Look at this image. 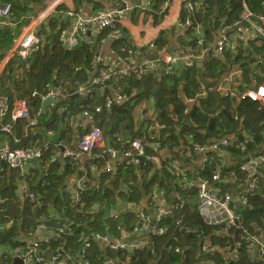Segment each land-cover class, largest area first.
I'll use <instances>...</instances> for the list:
<instances>
[{
  "label": "built area",
  "instance_id": "1",
  "mask_svg": "<svg viewBox=\"0 0 264 264\" xmlns=\"http://www.w3.org/2000/svg\"><path fill=\"white\" fill-rule=\"evenodd\" d=\"M98 1V0H93ZM119 7H109L103 5L89 13H84L82 9L75 6V0H46L44 10L38 14H28L24 16L27 23L13 40V47L8 51L6 57L13 55L20 60H26L33 52L38 51L43 46V39L37 33V27L42 25L46 17L58 14L64 17L65 29L59 35L60 41L66 49H71L79 42V38H85L88 41L87 32L91 36L100 33L106 27L121 21L124 18L136 14H147L155 16L157 11L152 10V0H116ZM203 0H184L183 5L190 11L201 6ZM123 4L124 7L120 8ZM264 5V0L262 1ZM169 11V0L163 1L160 5L159 13L166 18ZM12 13V5L8 1L0 0V26L5 24L6 18ZM45 20V21H44ZM148 23H144L147 26ZM195 33L197 35V45L203 44V30L200 26H196ZM108 36L119 39L122 33L118 30L111 31ZM143 47V44H139ZM148 47L155 48V43L150 42ZM137 48V47H136ZM264 10L255 11L248 7L246 3L242 4V10L233 21V23L223 26L217 32L212 48H204L203 51L194 53L190 49L187 52H180L177 56L165 54V57H146L143 58L134 68L123 70L116 65L103 64L105 70L90 81V85H98L107 83L108 81L117 80L118 78H133L140 81L142 76L148 72L154 71L160 62L169 64L171 71L177 62L182 61L183 65L191 67L196 62H205L209 58H223L225 54L231 55L236 59V66L231 69L227 76L222 79L221 84L216 83L209 87L207 84L200 85L199 92L193 97H185L188 104L194 103L196 98L204 97L208 91L222 92L224 98H233V105L241 104L243 101H252L256 104V110L261 111L262 115L259 125L263 126L264 136V75L259 70V66H264ZM140 50V49H139ZM127 48L126 52L132 54L139 51ZM263 50L262 52H260ZM257 52H260L257 54ZM233 54V55H232ZM243 56L240 57L239 55ZM98 55H94L91 61L92 65L99 63ZM125 64L132 65V57L123 58ZM5 59L0 56V73L3 70ZM206 70V65L202 67V71ZM257 75L263 80L257 82ZM242 90H239V87ZM85 87H79V94L87 93ZM43 95L37 91H32L31 96H38L40 99L50 95L57 96L59 91L52 92L50 86ZM121 95V94H120ZM119 95V98L123 96ZM190 108L184 109L187 112ZM169 117L174 118L173 114ZM19 119H30L29 105L26 99H10L7 95L0 96V132L6 135H13V128ZM235 121L242 122L243 117L239 114H233ZM158 121V120H157ZM32 125L35 121L31 122ZM154 134L150 138H158V131L165 127L164 121H158L155 124ZM175 132L180 134L183 123L174 122ZM171 134L165 133L162 140L152 142L153 153L145 155L144 145L146 137L144 135L127 141V145L119 149L113 147L105 148L103 136L98 127H92L90 130L80 134L77 147L80 154L89 155L98 149L94 156V165L99 169V173H112L114 168L127 170L130 165L137 168L146 166L147 161H152L158 168H165L171 174L174 182L173 189L170 193L171 197L167 198L162 193L152 191L142 205L148 208V212L139 209L136 219L133 222L132 230H125L119 224L115 229L110 231L109 227L105 232H94L90 229L81 231L76 236V242L79 248L77 254H71L67 248L62 245H56L51 248L47 246L52 238L59 236L74 237L76 229L72 226V222L68 220H55L54 224L39 222L36 230L29 232L26 236L25 245L9 249V247L0 244V264H14L13 258L21 259L22 264H90L86 255L88 249L93 242L101 246L99 256L104 258L103 264H118L123 252L131 257L134 252L148 249L151 254H155L159 247V238L167 231L168 227L164 225V221L172 217L175 211L183 209L179 212V217L175 219L176 230L170 235L163 249L168 253L180 255L181 263L169 264H214L211 254L217 253L221 255L223 260L219 264H229L230 261L236 260L241 253L244 254L248 261L254 260L256 257L264 259V221L261 224L248 222L244 219L243 211L249 207V197L256 194L259 189V183L264 181V145L255 153H247L243 157V161L239 164L238 170L247 173L248 179L245 185H236V194H231L223 190L220 185L223 176V166L216 165L209 176H204L207 170L209 153L215 152L218 157L226 158L224 149L233 146L235 141H239L238 146L242 151L247 150V145L252 141L245 132H232L229 135H221L210 140L206 144H201L193 140L189 134L180 140L178 155H165L171 149H176L170 144ZM264 139V138H263ZM117 141H123L117 137ZM124 144V143H123ZM50 149V145L46 144L42 149L29 147L26 149H11L6 141L0 144V164L5 163V167L18 171L25 177H34L35 171L30 170L31 160L41 161L43 152ZM79 155L66 152L62 154V158L70 160L75 165L79 160ZM199 158L196 159L195 156ZM120 156L121 160L112 163L115 157ZM139 156L144 157L145 161L140 163ZM185 162H195L196 167L189 170L184 164ZM39 166V164H38ZM37 166V167H38ZM4 166L0 165V172ZM43 177L48 172L43 170L40 172ZM135 185L141 189V180L144 177L143 171H135ZM235 179L233 172L230 173ZM222 181H228L224 179ZM102 181L96 177L92 181L78 179L72 185H66V193L68 194L69 203L78 213H83L82 206L84 204V195L91 190L103 188L100 185ZM42 184H46L44 180ZM17 195H20L22 201L35 202L40 205L39 196L28 185H19ZM71 197V199H70ZM9 197L0 193V212L2 205L9 202ZM239 201L242 207L238 209L235 204ZM130 202L126 207H132ZM196 213L197 218L201 221L202 226L198 229L194 226V219L189 217L186 208ZM96 207L95 210L96 211ZM120 211L111 212L109 217H119ZM264 220V219H263ZM2 228V226H0ZM108 230V232H107ZM195 234L197 247L193 246V242L183 237H190ZM23 241V240H22ZM106 250L110 251L105 255ZM194 252V257L188 256ZM51 252L50 257L47 253ZM120 252L121 256L117 253ZM8 255L9 259L5 256ZM105 256V257H104ZM150 264H159V258H154ZM166 264V263H164Z\"/></svg>",
  "mask_w": 264,
  "mask_h": 264
},
{
  "label": "trees",
  "instance_id": "2",
  "mask_svg": "<svg viewBox=\"0 0 264 264\" xmlns=\"http://www.w3.org/2000/svg\"><path fill=\"white\" fill-rule=\"evenodd\" d=\"M8 1L12 5V12L19 17V13L29 12L27 4H21L20 0H1ZM77 8L84 9V5L89 2H98L93 0H75ZM164 0H152V9L158 8ZM263 0H203L201 6L194 8L192 11L188 10L184 5L181 9L182 19H189L194 25L204 26L206 31L203 34V47L207 48L213 42L217 32L224 25H229L237 19L242 10V4L246 3L253 10L259 11L264 9ZM30 2V0H29ZM103 4L97 5L101 8ZM223 22V23H222ZM222 23V24H221ZM117 22L106 27L99 34L93 35L92 38L85 41V38H79V42L71 49H66L59 39L61 31L64 29L63 19L58 15L47 19L37 30V33L43 38V46L36 52L28 56L26 60L11 59L6 64L4 73L0 77V96L7 95L10 99H26L29 105V117L36 119L33 130H30L29 125L25 119H19L16 126L13 128V135H6L0 132V144L3 141L8 143L11 149H26L29 147L39 146L46 141V133L48 130L57 129L56 122L60 119L59 113L66 111L74 113L79 104L89 106L91 111H94L96 103L101 102L96 96V90L100 89L98 85H90V81L100 75L106 66L102 63L91 64L96 50L93 51L95 43L101 38V35L106 29L111 31L118 30L122 33L121 38L118 39L119 44L125 39L124 32L117 26ZM220 26V28H218ZM19 26H0V51L8 49L14 40V37L19 33ZM175 31L174 28L170 30H162L160 37L156 42L155 52L162 50L168 45L169 35ZM192 33V28L187 27L185 36ZM88 34V32H87ZM88 35H91L88 34ZM61 42V43H60ZM129 47V45L124 46ZM264 49V48H263ZM194 53H198L197 49H193ZM261 50L260 52H262ZM260 52H257L260 53ZM233 55V54H232ZM2 56V55H0ZM183 65V64H182ZM185 66V65H184ZM263 66V65H260ZM177 67V66H176ZM174 67V69L176 68ZM17 69H20L19 72ZM226 70L223 59L209 58L206 70L199 71L195 63L191 67L185 66L172 75L169 64L160 62L159 66L152 71L142 76L140 81L129 78L128 85L135 86L137 93H131L133 87H128L123 90L124 102L112 104L111 114L97 113L100 119L99 126L104 131L105 137L113 145V147H124L125 144L117 141L114 134L124 132L125 136L135 137L144 135L146 137L144 151L145 155H150L154 151L151 143L162 140L164 134H169L175 131L174 122L183 123L181 131V141L183 134H189L193 140L201 144H206L210 140L221 135H229L232 132H245L252 141L247 145V150L242 151L238 146L239 141H235L233 146H228L224 149L226 158L218 157L215 152L209 153L210 160L208 161L207 170L204 176H209L216 165L223 166L222 180L228 181L220 182L223 190L231 194H236V185H245L248 179L247 173L239 171V164L243 161V157L247 153H255L264 145L263 126L259 125L262 112L256 110L254 102L242 103L243 108H237V114L243 117V121H235L233 119L234 110L230 109L231 103L234 99L229 97H222L216 91L210 92L205 101H199L197 105H191L184 101V99L177 94L182 81L192 87L190 92H185L186 96H193L196 92V87L200 82L207 84L208 88L212 87L220 74ZM262 72V71H261ZM264 75V73H263ZM126 78H118V86L124 85ZM114 82L110 84V88H114ZM56 88L59 90L57 96H53L54 105H51L44 114L39 112L40 98L38 96H31L32 91L38 93H45L47 87ZM83 86L88 89L87 93L79 94L76 89ZM78 87V88H77ZM108 86L105 87V89ZM148 95L154 97L155 117L159 121L165 122V127L159 129L158 138H150L154 134L151 128V120H146L147 124L142 121L134 119L135 109L139 103ZM126 98V99H125ZM190 106L187 112L184 109ZM173 114L174 118L169 115ZM106 119V121H105ZM144 124L146 126H144ZM149 127L148 130L141 131ZM49 128V129H48ZM173 143H178L177 136L173 135ZM50 149L45 150L39 166L44 172H48L46 177H43L46 184L28 185L39 196L40 205L35 202L18 201L17 189L20 179L30 183L31 177H25L18 171H9L5 168L0 172V193L9 197V202L2 205L0 212V244L9 247V249L18 248L25 245V241L19 239L20 232L27 234L32 231L38 221L47 223L50 216L47 214L48 204H50L58 212V218L53 220H68L72 222V226L76 229L74 237L59 236L52 238L47 246L53 248L56 245L65 246L71 254H77L76 250L80 247L76 242V236L83 230H92L105 232L109 227L110 231L115 229L116 225H120L125 230H132L133 222L136 219L139 209H144L148 212V208L142 205V201L152 191L164 194L170 198L171 191L174 186L173 178L169 171L165 168H158L152 161H147L146 166L139 167L144 173V181L141 184V189L126 185L131 192L125 191L124 185L119 180H122L126 172H120L116 183L112 188L103 186V188L91 190L84 195V204L82 206L83 213H78L69 203L66 185L64 187V177L73 174L76 169L70 160H65L62 164L58 160L53 159V152L55 142H49ZM173 144L172 146H174ZM108 146L105 145V148ZM53 159V160H52ZM130 172L132 173L136 166L130 165ZM233 172L235 179L230 175ZM106 177V176H105ZM122 177V178H121ZM35 180V179H34ZM103 184V181L100 185ZM259 189L256 194L249 197V207L243 211L244 219L250 222L261 224L264 220V181L259 183ZM64 187V189H63ZM71 199V197H70ZM132 202V207H126L128 203ZM95 207L97 208L96 211ZM123 208V212L117 218L109 217L111 212H117ZM4 210V211H3ZM7 210V214L6 213ZM186 211L192 219H194V226L200 228L201 221L197 218L196 213L189 210ZM179 212H184L183 209L175 211L172 217L164 221V225L168 227L167 231L159 238V247L155 254H151L148 249L136 251L131 257H128L126 252H123V259L121 257L118 264H150L154 258H159V264L181 263L180 255L168 253L163 249L166 245L170 235L175 232V219L179 217ZM7 215V217H5ZM185 240L189 239L194 247H197L195 234L190 237H183ZM101 246L93 242L91 246L86 249V255L90 264H103L104 258L99 256ZM110 251L106 250L105 255ZM120 256L121 253L117 252ZM8 256V255H7ZM188 256L194 257L192 251ZM214 264H219L223 260L221 255L211 254ZM9 257V256H8ZM105 257V256H104ZM68 264H73L69 262ZM229 264H264V259L255 258L248 261L243 253L239 257L230 261Z\"/></svg>",
  "mask_w": 264,
  "mask_h": 264
},
{
  "label": "crops",
  "instance_id": "3",
  "mask_svg": "<svg viewBox=\"0 0 264 264\" xmlns=\"http://www.w3.org/2000/svg\"><path fill=\"white\" fill-rule=\"evenodd\" d=\"M165 1V0H164ZM21 4L23 5L24 3H29V0H20ZM101 3L103 5L109 6V7H119L118 1L116 0H98V2H89L87 4L84 5V9H82V11L84 13H89L95 9H97V5H101ZM163 3V2H162ZM184 0H169V11L167 12V17L164 18L160 13V5H158V8H155L154 11H157L156 15H147V14H136L133 13L131 16L122 19L121 21L117 22V26L120 27V29L124 32V37L125 39L123 40V42H121L119 44L118 39H114L108 36L110 29H106L104 31V33L101 35V38L95 43V47L93 49V51L96 50V54L98 55V59L99 62L102 64H107V65H111L114 64L116 65L117 62H119L120 64V68L123 70H128L131 68H134L143 58L146 57H156V58H161V57H165V54L167 53L168 55H175L177 56L180 52H187L188 49H190L192 52L193 49H197L198 52H201L204 50L203 44L202 45H197V35L195 33V28L196 26H200V25H194L192 21H190L188 18L187 19H182L181 17V9L183 6ZM44 3L41 5L43 6ZM75 6H77L76 1H75ZM40 8V6H39ZM38 8V9H39ZM81 9V8H80ZM153 10V9H152ZM256 11V10H255ZM240 14V13H239ZM239 16V15H238ZM15 19H16V15L14 14V12H12V16L11 18L8 20L7 25L6 26H10V27H16L17 25H19V32L21 31L22 27H20V24H16L15 23ZM144 23H148L147 26H144ZM223 23V22H222ZM221 23V24H222ZM226 26V25H224ZM40 27V26H39ZM37 27V30L38 28ZM187 27H191L192 28V33L190 31V33L185 36V32H186V28ZM203 30V33L207 32L204 26H200ZM223 27V26H222ZM171 28H174L175 31L173 33H170L169 35V42L168 45L163 48L162 50H159L157 52H155L156 47V42L160 37V32L162 30H170ZM220 28V26L218 27ZM88 34H90V32H88ZM87 38H92L91 35H87ZM214 41V39H213ZM150 42H154L155 43V48L154 49H150L148 47ZM61 43V42H60ZM139 44H143V47H139ZM212 43H210L208 45V48L210 45H212ZM129 45V47L127 48H134L136 50V52H133L132 54H129L128 52H126V47ZM11 47H13V42L11 43V46L8 49L2 50L0 51V55H2V58L5 59V63L3 65V70L0 73V77L3 75L4 73V69L6 64L9 62V60L11 59H17V56L13 55L11 57H6L8 51L11 49ZM137 47V48H136ZM129 55L132 57V62L133 64L130 66L128 64H125L126 62L124 61L123 58H127L129 59ZM223 59V63L226 67V70H224L219 78L216 80V84L219 85L222 82V79L225 78L228 74V72L231 69H234V67L236 66V59L233 58L231 55L229 54H225L223 58H220V60ZM209 58H207L205 60V62H196L195 65L196 67L199 69V71H202V67L204 65L207 66ZM182 61L177 62L174 67H176L172 70V75L174 73H176L177 71H179L180 68H185L184 65H182ZM198 64L200 66H198ZM19 72H21L20 69H17ZM115 80L112 81H108L107 83H101L99 85L100 89L96 90V96L101 99V102L96 103L94 106V111H91L89 109V106H85L83 104H79L77 106V109H75L74 113H69L66 111H61L59 113L60 119L56 122V127L57 129H51L48 130L46 133V141H44L43 144H39V146H37L38 149H42L44 147V145L46 144H50L49 142H55V150L53 152V159L55 157L56 160H58L60 163H64L65 159H63L61 156L63 153L66 152H71L74 154L79 155L78 147H77V143L80 137V134L90 130L92 127H98L102 133L103 136V142L105 145L109 146V147H113V145L109 142V140L105 137L104 131L102 130V128L98 125L100 122V119L97 117V113H105L107 115L111 114V107L112 104H118V103H122L124 102L123 98L120 97L119 95L122 93L123 95H125L123 93V90L125 88L128 87H133L131 90V93H137L138 90L135 88V86L132 85H121L118 86V81H115L114 83V88L111 89L110 88V84L112 82H114ZM183 84H181L180 89L178 90L177 94L180 95L183 99L185 97H192V96H186L185 92H190L192 90V87H190L189 85H187L185 83V81H182ZM200 85L202 83H199ZM108 86V88L105 89V87ZM83 87V86H80ZM78 88V87H77ZM199 85L196 87V92L194 95H196L199 92ZM77 90V89H76ZM217 93L220 92L216 91ZM122 95V96H123ZM121 96V95H120ZM126 96V95H125ZM126 99V98H125ZM185 101V99H184ZM56 102V101H55ZM52 105H54V103ZM186 102V101H185ZM187 103V102H186ZM56 104V103H55ZM239 105V104H238ZM50 107V106H49ZM47 107L45 109V111L49 108ZM244 105H239V108H243ZM187 108H191L190 106H187ZM237 105H230V109L236 111L237 109ZM40 111V108H39ZM44 112H40L41 114H44ZM64 113V114H62ZM236 112H234V114H236ZM155 108H154V97L152 95H148L147 97H145L142 101H139L136 109H135V113H134V119L136 121H138L137 124H140L142 121H144L146 124L148 122H146V120H151V128L149 129V127H146L145 129H143L141 131V133L144 130H154L155 128V123L158 122L159 120L157 119V117H155ZM34 119L31 120L28 119L26 120L27 125L26 127L29 125H32V121ZM158 120V121H157ZM106 121V119H105ZM144 126H146L144 124ZM49 129V128H48ZM30 130H33V127H30ZM117 136L119 137L124 144L127 145V141H130L135 137H128L124 135V132L121 133V135L119 134H114V137ZM69 144L68 146L66 144ZM122 143V142H121ZM113 148H121V147H113ZM179 148V144L177 146L176 149H171L170 151L166 152L165 155H170V156H177L178 155V149ZM61 149H63L61 151ZM98 152V149L95 150L94 152L90 153L89 155L86 154H80L79 156V160L78 162L74 165L76 171L71 174V175H67L64 177V187L65 185H72L73 182H75L78 179H83L85 181H92L94 178L98 177L101 181H103L102 185H107V187L112 188L114 185H117V174H118V169L114 168V171L110 174H104V173H99V169L94 165V156L96 155V153ZM196 159L199 158L198 155L195 156ZM52 159V160H53ZM121 160L120 156L115 157V159L112 161V163H116V161ZM39 160H36L35 163L30 164V170L31 171H35V176L31 177L30 183L25 182L23 179H20L19 181H17L19 183V185H38V182H40V185H42L44 178L41 175V171L43 169H41L40 166H38L39 164ZM189 170L193 169L196 167V163L195 162H185L184 163ZM2 166L5 167V165H3L2 163L0 164ZM38 166V167H37ZM6 168V167H5ZM9 171H11L9 169ZM14 171V170H12ZM16 172V171H14ZM106 176V177H105ZM35 179V180H34ZM121 182L122 185H132V182H126L123 180H119ZM63 187V189H64ZM17 197L19 198V202L22 201V197L20 195H17ZM23 203V201L21 202ZM122 210V209H121ZM49 215L50 219H56L58 218V212L54 209V207H52L50 204H48V209H47V213L45 215ZM26 236L27 234H24L23 232H20V237L19 239L21 240H26Z\"/></svg>",
  "mask_w": 264,
  "mask_h": 264
},
{
  "label": "rangeland",
  "instance_id": "4",
  "mask_svg": "<svg viewBox=\"0 0 264 264\" xmlns=\"http://www.w3.org/2000/svg\"><path fill=\"white\" fill-rule=\"evenodd\" d=\"M49 1V0H48ZM51 1V0H50ZM45 2V0H30V2L27 4V7H28V9L27 10H31V11H29L28 13L27 12H24V13H22V14H20L19 13V17L18 16H16V19H18V23L20 24V27L21 26H26L27 25V23L24 21V16L25 15H28V14H38V13H40L41 12V10H44V9H37L39 6H41L43 3ZM247 6L249 7V5L247 4ZM37 9V10H36ZM262 9V8H261ZM35 10V11H34ZM262 10H264V9H262ZM46 19H48V15H47V17H46ZM45 19V20H46ZM44 20V21H45ZM19 26V25H18ZM39 35V34H38ZM41 36V35H40ZM42 37V36H41ZM240 57H242L243 55L242 54H240L239 55ZM259 70L260 71H262V73H264V66H259ZM128 80H129V78H126L125 79V81H124V85H128ZM263 79L262 78H260L258 75H257V82H260V81H262ZM239 90H242V87L240 86L239 87ZM51 91L52 92H56V91H59L58 89H56V88H51ZM46 93H43V95H45ZM209 94H206L204 97H202V99H201V101L203 100V101H205L209 96H208ZM46 97H53V96H50V95H47V96H45V97H43V98H41L40 99V101L42 100V99H44V98H46ZM40 112V111H39ZM31 118V117H30ZM32 120V119H31ZM34 121V120H33ZM35 123H36V119H35ZM67 146L69 145L68 143L66 144ZM122 178V177H121ZM123 179H125V180H127V181H131L133 178L132 177H127V176H125L124 175V177H123ZM4 211V210H3ZM6 213H7V210H6ZM7 214H9V213H7ZM5 217H7V215H5ZM48 221H50V224H54L55 223V220H48ZM40 221H38V223H39ZM37 223V224H38ZM36 227H37V225H36ZM36 227L33 229V230H36ZM94 232H100V233H102V231H98V230H96V229H94ZM7 259H9V257L6 255L5 256Z\"/></svg>",
  "mask_w": 264,
  "mask_h": 264
},
{
  "label": "clouds",
  "instance_id": "5",
  "mask_svg": "<svg viewBox=\"0 0 264 264\" xmlns=\"http://www.w3.org/2000/svg\"><path fill=\"white\" fill-rule=\"evenodd\" d=\"M45 2H46V0H45ZM45 2H44V5L43 6H40V8L39 9H43L44 8V6H45ZM37 8V9H38ZM36 9V10H37ZM35 11V10H34ZM28 13V12H27ZM30 13V12H29ZM11 16H12V13H11ZM11 16L9 17V18H6L7 19V21L11 18ZM55 16H58V14H54V15H50L49 17H48V19L49 18H51V17H55ZM62 19H63V24H64V17L63 16H61V15H59ZM46 21H47V19H46ZM45 21V22H46ZM44 22V23H45ZM16 24H19L18 22H16ZM7 25V22H6V20H5V24L4 25H1V26H6ZM41 26V25H40ZM65 27H66V25L64 24V29H65ZM63 29V30H64ZM89 32V31H88ZM15 38V37H14ZM43 39V38H42ZM207 58H209V57H207ZM199 87H200V85H199ZM220 95L223 97V95H222V92H220ZM193 96H195V95H193ZM192 96V97H193ZM202 98H200V97H198V98H196V101L194 102V103H191V105H198L199 104V101L201 100ZM41 102V101H40ZM246 102H252V101H243L242 103H246ZM241 103V104H242ZM255 103V102H254ZM241 104H239V105H241ZM239 105H237V108L239 107ZM192 108V107H191ZM236 108V109H237ZM182 129H183V127H182ZM182 129L180 130V134L179 135H177V133L174 131L173 133H171V138H170V144H171V146L173 145V144H175L174 146H172V147H176V146H178V144H176V143H173L174 142V140H173V135H175V136H177V138H178V143L180 144V140H181V131H182ZM184 135H186L185 133H184ZM115 138L117 139V136H115ZM138 169L139 168H135V169H132L133 170V172L131 173L129 170H130V168H128L127 170H122V169H118V174H117V177H118V175H119V173L122 171V172H126V175L125 176H127V177H132L133 179L131 180V182H132V185H130V186H133V187H135V171H138ZM140 170V169H139ZM107 174H110V173H106V175ZM145 177V176H144ZM144 177H142V180H141V184L143 183V181H144ZM123 181H126V182H129V181H127V180H125V179H122ZM106 187H107V185H106ZM124 187H125V191H128V192H131V190L130 189H128L127 187H126V185H124ZM144 201H142V203H143ZM24 203V202H23ZM122 209V210H121ZM123 208H120L119 209V211H120V213L121 212H123ZM2 226V225H1ZM0 229H2V228H0ZM33 231V230H32ZM32 231H29V232H32ZM29 232H27V234L29 233ZM107 232H108V230H107Z\"/></svg>",
  "mask_w": 264,
  "mask_h": 264
},
{
  "label": "water",
  "instance_id": "6",
  "mask_svg": "<svg viewBox=\"0 0 264 264\" xmlns=\"http://www.w3.org/2000/svg\"><path fill=\"white\" fill-rule=\"evenodd\" d=\"M123 7H124V5L121 4L120 8H123ZM6 22H8L7 19H6ZM16 22H18V19H15V23ZM209 48H212V45H210ZM209 48H208V50H209ZM198 66H200V65L198 64ZM53 102H54V98L53 97H46V98L42 99L41 102H40V112H44L47 107H49V106H51L53 104ZM62 114H64V113H62ZM62 150L63 149H61V151ZM138 158L140 160V163H143L145 161L144 157L139 156ZM31 162L35 163L36 162V158L32 159ZM2 164L5 165V163H3V162H2ZM235 204L237 205L238 209H240L242 207V204L239 201H236ZM50 255H51V252H48L47 253V257L49 258ZM12 262L14 264H22L21 259L18 258V257L13 258Z\"/></svg>",
  "mask_w": 264,
  "mask_h": 264
}]
</instances>
